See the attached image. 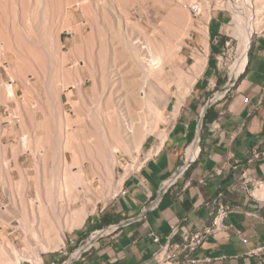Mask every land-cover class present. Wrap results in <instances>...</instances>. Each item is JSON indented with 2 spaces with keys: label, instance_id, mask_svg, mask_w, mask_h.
Segmentation results:
<instances>
[{
  "label": "bare ground",
  "instance_id": "bare-ground-1",
  "mask_svg": "<svg viewBox=\"0 0 264 264\" xmlns=\"http://www.w3.org/2000/svg\"><path fill=\"white\" fill-rule=\"evenodd\" d=\"M35 1H36V4H35L36 9H35L33 15L29 16V15H27V10H26V4H27L26 0H0V148H11V149L13 148L11 150V153L13 152V156H12L11 161L7 160L6 154L3 155L0 153L1 154L0 155V164H1V168H2L0 171V224L2 225L1 228L3 229V231L0 232V264H21L24 262H28L30 264H41L42 263V258L40 256L41 252H43V253L44 252L45 253L46 252H53V251H56L57 249H59L61 246L63 247V245H64V241H63L64 233L72 232L74 229H78V228H81L83 226L86 218L88 217L89 213L91 212V211H89L90 206H92V211H93L95 209L96 203H98L97 202L98 200L99 201L102 200L103 201L102 203H105L109 198H111V196L116 195L115 192L111 191V190L115 189V188H112L113 187L112 182H113V178H114V170H115V167H116L117 161H118L117 160V153L121 152V153L126 154L128 156V158L132 161L135 160L136 156L140 155L141 147L143 145V142L147 138V136L155 133L158 129V125L160 123L164 122L163 112H164V109L166 108V105L169 103L168 90L170 89L171 85L175 84V87H176V91H175V94H174V97L172 98V100L175 104V108L174 107L173 108L177 112V110H178L177 108L180 106L181 102L183 101L185 96L188 94L191 86L195 82L196 77L199 75V73L201 72V70L205 66V62H206V58H204L203 56L201 57V56L197 55L194 57L195 62L193 64V66L190 67V71L188 73L183 72V70L180 68L181 64L184 61L183 58L181 57V52H182L183 47L186 44L185 40H186V38H189L190 31L194 29L192 27V22H191L192 21L191 13L189 12L190 13V15H189L188 12L187 13L184 12L186 10L182 11V20L178 19L180 21V22L178 21L180 23V30L178 29L179 31L175 32L176 34L174 36H173L174 33H172V30L169 27V25H171L173 23L172 22H171V24H165L164 23L165 26H163V28L161 30H159L157 32L154 31V33H156L155 36H157L161 40L160 43H158L156 41V39H153V40L147 39V40H145L146 42L143 44V47H141V50L140 49L137 50V49H131L128 45L129 44L128 35H129V32L131 31V29H130L131 27L128 28V26L125 24H123L121 26L122 21L124 23L126 22L125 18L127 16V14L122 16V18L124 19L123 20L118 16V15H122L121 14L122 9L120 10L116 6H115V8H112V13L114 14L118 23L115 24L116 25L115 27H113L114 25L109 26V24H108L107 35L116 36V34L119 35L122 32L123 36H124V48H126V49L129 48L131 50V51H126L125 53H127V54H125V53L123 54L122 52L120 53L121 46L116 40H114L113 38H107V37L103 38L102 37L103 33L99 29L98 25L94 24V25H96V26H94L96 28V29L95 28L94 29L97 32L96 36H98L97 41L89 49L86 50L87 47H85V51L81 52V54H80L81 55L80 58L82 60H80V61L76 60L73 62V65L71 67L72 72H70V74H66V75L63 74V75H65L64 77L67 76V78H65V79L61 78L62 81L58 85V89L56 88L57 89L56 100L57 101L60 100V94L64 89L65 90L66 89H69V90L70 89H76L77 96L79 97L80 102L82 101V103L80 105L84 106L83 102H84V98H86V92L84 89V84L86 81H89V83L91 82L90 93L92 94V97H93L97 94V91L102 86L105 78H108L109 85H111L110 87H112L115 84H117L119 81H120V83H122L121 80L126 77V78H130V80H131V84H130L131 90L128 91V94L132 98L131 103H133V105L135 106L136 114L134 116L133 114L135 112H133V114L131 113L133 115L131 117V115H129V113L126 111L127 113L124 115L118 114V115H113L111 117V119L107 118V120L109 119L108 120L109 122H106L103 125L96 126V125H94V123H92L91 124V125H93L92 127L94 129H96V131L101 132V137H100L101 139H98L96 137L93 141H91V143L88 142L94 148L89 147L90 146L89 145V146H87L86 150H84L85 148L84 149L79 148L80 144H77V143H75V144L77 146L79 145L78 148L76 145H75L76 148H75V146L73 147L74 143H73V138H71V137L74 134H72V136H71V134H70L71 132L69 133V129L72 125L71 124L72 121L70 120V118H68V116H67L68 113L67 114L65 113L66 115L63 114L64 115L63 118L61 120L59 119L60 120V122H59L60 127H58V130H59L58 136H60V138H61V142L59 144L60 145L59 147H61L60 148V150H61L60 165H61V162L64 164V166H65V164H67L66 153H69L71 155V164L69 166V167H71V169H70L71 171L67 170L65 168L66 170L63 172L64 178H62L63 179L62 184H61V186H59L57 196L54 198V200H55L56 205L59 204L61 206V208L64 211V214H66L65 212H67V210L71 211L72 213L69 212V216H71V217L66 220L65 224L62 223L64 226L60 225V223H59L60 221L56 220V218L50 219L49 217L47 218L46 223H43V222L40 223V222L36 221V218L33 219L32 222H30V223H28V221H25V220H22V222L20 221L21 226L19 225V227H21L20 230L22 231V233L20 235H18L17 237H19V240L21 241V243L23 245V249L18 250L14 244L13 239L11 240L7 237L6 232H5V227L10 225L8 218L11 217L12 210H15V209L20 210L22 212L21 216H23L26 213L25 207L28 205V204L26 205V203H27V200H29L28 199V193H29V189L31 188V187H29V182L32 181V180L31 181H29V180L32 178L28 177L27 171H26L27 169L25 170L23 168V166L21 165L22 163H20V156L21 155H25V156L27 155V156H30L34 160L35 177H33V180L35 183L34 189H35L36 199H37V200H35L34 203L37 204V207L41 210V213H43L42 216L43 215L46 216L45 209L42 205V202H40V196H39L40 189L42 190V188L39 189L40 184H39L38 176H39V170L40 169L38 167V164H41V161H44L47 158L46 153H47V151L48 152L50 151L49 150L50 147L47 149V146H45L46 148H44V145L48 144V141L43 142V141H45L43 139H45L46 135L44 136V138L35 137L34 136L35 134L32 135L33 136L32 137V136H27L29 134L28 131L26 132V134L28 133L26 135L23 133L21 128L19 129L21 132H19V130L17 131V129H16L17 123H19L22 127L25 126L24 125L25 123H29L32 127H35V130H37L36 129L37 127H40V128L42 127L41 126L42 123H37L35 120L36 114L39 111L41 112V106H39V103H37L38 104L37 106L33 105L34 107L32 106L27 111H25L23 109L24 106L22 105L23 107L21 109H23L25 111L26 118H25V120H23L24 118H22V117L20 118L18 116L20 113L19 110H21L20 106H21V104H23V103H20V101H19L20 90L22 89L23 92H25L24 94H27L28 92L35 94L37 92V90H36L37 84L36 83L41 82V79H43L42 77H45V76H41L43 74L41 70H44V69H42V67L45 63L43 58H41L42 56H41V51H40V47L42 46L41 45V34L42 33L45 34V36H48V38H50L52 43H54V45L56 46L55 47L56 50H54V48H53V50L58 53V56L60 57V59L62 60L63 63H66L67 57H66V55H64V54L62 55L60 53V50H61L60 38H61L62 33H66L68 35H75V36L82 35L81 34L82 33V27H76V28L73 27V22L70 21L69 19H66L63 23H61L62 24V25L60 24L61 26L49 23L50 25L46 29L47 30L46 31L45 30L46 27L44 28V26L41 25V18H40L41 4L43 5L44 13L48 15L47 12H49L52 9L51 3H53V2H52V0H35ZM59 1L65 2V0H59ZM169 1L170 0H155V3H157L161 9H163L162 6L166 5V4H169L170 6L175 8L176 6L174 4H172V2H169ZM80 2L81 3L79 4V7L83 8V12H85L86 9L87 10L90 9V0H80ZM97 2L99 5H103L105 1L104 0H98ZM78 3H79V1H78ZM116 3L117 2L115 0V5H116ZM204 3H205L204 7L207 9L208 7L206 5V2H204ZM176 5H178V4H176ZM190 7L193 10V12L195 11L197 13L196 15L201 14L202 9H201L200 5L195 6V3L192 0H190ZM61 8H62V6H61ZM70 8H71V6H70ZM173 8H171L170 10H173ZM132 9H134V8H132ZM74 10H75V8H74ZM100 10H101V8H100ZM106 10H108V9H106ZM106 10L102 9L101 11L105 14ZM175 10L177 11V8ZM126 13H127V11H126ZM234 14H235V19H237V21H238V24L242 27V28L240 27L241 28V35L240 36L243 37L242 39H243V43H244L243 45L244 46L242 49L243 52L240 53L241 54L240 57L229 68V77H228L227 87H229L231 85V83L238 78V76L240 75V73L242 71V68L244 67V65L246 63L247 51H248L249 44L252 40L254 32L255 31L256 32L257 31H260V32L264 31V0H241V3H238L235 5ZM88 15H90V14H88ZM178 15H180V14L178 13ZM90 16H92V15H90ZM90 16H89V18H90ZM127 17H129V16H127ZM70 19L72 20V18H70ZM50 20H51V18H50ZM56 20H55V22H57ZM85 20H86V18H85ZM91 20H92V17H91ZM15 21H18L23 26L22 31H18L19 29L18 30L16 29L15 26L18 23L16 24ZM170 21H173V20H170ZM103 22L104 21H102V23ZM82 25H84V24H82ZM128 25H130V24H128ZM57 26H59V27H57ZM105 26H104V28H106ZM172 26H175V25H172ZM128 29H130V31H128ZM175 29H177V28H175ZM199 32L201 35H203V37L205 36V38H207V33H208L207 27H201ZM19 35H21L20 38H19ZM130 36L134 37L133 35H130ZM82 38L83 37H81V39ZM93 38L94 37H92L91 40ZM116 38H117V36H116ZM20 39L23 40V44H22V42H20ZM121 39H123V38H121ZM12 40H13V45L11 44ZM51 41H49V42H51ZM86 41H88V39ZM93 41H94V39H93ZM135 45H136V43H135ZM241 46H242V44H241ZM81 49H82V47H81ZM73 51L75 52V49ZM77 51L79 52V49ZM10 54H13L15 57L13 61L10 58ZM77 59H78V57H77ZM13 63H14V65H16V67L14 66L15 68H13V66H12ZM49 72H51V71H49ZM84 74H86V75H84ZM5 76H7L8 81H5ZM29 76H30V78H29ZM85 76H87V78H85ZM17 79L20 80V85H18V84L14 85L13 84V80H17ZM31 79H34L35 82L31 83ZM123 80H125V79H123ZM52 82L53 81H51V83ZM121 87H122V85H121ZM126 87H128V86L126 85ZM114 88H111V90ZM28 97H30L29 94H28ZM67 97H68V101H69V99L71 98V93H68ZM25 99L27 100V98H25ZM106 101H107V99H106ZM108 101H107V104L109 103ZM11 104L16 105L15 109H12L10 107ZM72 104H75V103L72 102ZM105 104L106 103H104V105ZM26 106H25V108H26ZM93 106H94V104H93ZM118 106H117V109H119ZM107 108H110V107L107 106ZM33 109H34V111H33ZM131 109H132V107H131ZM46 110H47V108H46ZM55 110H56V108H55ZM2 111H4L3 114H2ZM112 111H114V110H112ZM49 113H50V111L48 110L47 114H49ZM13 117H19L20 120L16 121V123H13L14 122ZM103 117H105V116H102V118ZM84 118H86V117H84ZM103 119H105V118H103ZM82 120H84V119L82 118ZM45 121H46V119H45ZM45 121H44V126L46 124ZM52 121H51V123H52ZM87 121H89V119ZM100 121H102V120L100 119ZM5 125H9V126L7 127ZM73 125H74V123H73ZM76 125H78V122L76 123ZM78 127H79V125H78ZM44 128H45V134H46L47 127H44ZM44 128L42 127V129H44ZM23 129H25V128L23 127ZM48 129H47V131H48ZM52 130L54 131V129H52ZM77 130L80 131V128L79 129L77 128ZM75 131H74V133H75ZM34 132L35 131H33V133ZM48 134H49V132H48ZM49 136L51 137L52 135H49ZM77 136L78 135H76V137ZM86 136H87V133H86ZM11 137L13 139L12 141H11ZM47 138L48 137H46V139ZM159 138H161V140H163L164 135L161 134L159 136ZM51 139L52 138H49L50 141H51ZM85 143H86V141H85ZM88 143H86V144L88 145ZM160 143H161V141H160ZM57 144H58V142H57ZM51 145L52 144H50V146ZM100 146H105L107 148H98ZM41 147H43V148L40 149ZM55 150H57V149L55 148ZM56 153H57V151H56ZM50 154L52 155V152ZM95 158H97L98 159L97 161L100 162V164H99L100 168L96 164ZM27 159H28V157H27ZM29 160H31V159H29ZM85 163L94 164L93 165V168H94L93 171L92 170H91L92 172L90 171L91 173H93V177L91 179H88V177H87L88 173H86V171H85V167H84ZM45 164H46V162H45ZM73 169L75 170L74 172L72 171ZM90 169H92V168H90ZM42 171H44L43 168H42ZM13 172L17 175L19 180L22 182L21 188L18 186L19 187L18 189H20V191H19V193L16 192V193H18V195L16 194L15 196L12 195L13 193H11V191H13L14 189H17L15 187V185H13L14 186L13 190L10 189V185H11L12 180H13ZM123 179L124 178L121 179V182L119 184L120 187H121ZM51 180H53V178ZM51 180L49 182H52ZM60 180H61V178H60ZM95 181H97L100 184V189L98 190V192L95 191ZM15 184L17 185V183H15ZM18 185H19V183H18ZM32 185H34V184H32ZM48 186H50V189H52L51 188L52 185L50 183ZM46 187H47V185L45 186V188ZM44 190H46V189H44ZM46 191H47V193H49L48 192L49 187H48V190H46ZM46 191H44V192H46ZM33 194H32V196H33ZM45 195L46 194H44V196ZM95 196L98 198V200H96V201L94 200ZM254 196L256 198H259V199H264V184H262L260 188H257L254 191ZM4 198L8 199V201H9V203L7 205L2 203ZM50 198L51 197L49 195V200H50ZM6 199H5V201H6ZM14 199H17L18 203H16L14 201ZM31 204H33V203H31ZM48 206L49 205H47V207ZM31 211L33 213V208H31ZM50 211H51V209L49 210V212ZM61 211L59 208L60 213H61ZM29 212H30V210H29ZM51 212H54V211H51ZM64 214H61L62 218H63ZM66 215L68 217V214H66ZM38 216H39V214H38ZM51 217H52V215H51ZM64 217H65V215H64ZM41 219H43V218H41ZM13 220H15V219H13ZM62 222H64V221H62ZM16 227H15V229H16ZM9 228H10V226H9ZM16 230H18V229H16ZM12 235H15V234H12ZM19 249H21V248H19ZM76 256H77V252L75 253V257Z\"/></svg>",
  "mask_w": 264,
  "mask_h": 264
},
{
  "label": "crops",
  "instance_id": "crops-1",
  "mask_svg": "<svg viewBox=\"0 0 264 264\" xmlns=\"http://www.w3.org/2000/svg\"><path fill=\"white\" fill-rule=\"evenodd\" d=\"M220 28L217 19L208 22L209 52H218L221 46L222 39L217 41ZM209 52L177 112L172 99L166 105L167 123L160 130L163 140L157 131L147 136L140 153L149 156L147 161L124 177L112 208L90 220L91 226L80 228L76 244H82L95 229L118 225V230L69 264H147L158 250L151 234L164 243L171 226L177 225L179 235L170 239V245L181 243L184 236L210 225L215 213L212 202L217 198L237 211L192 258L197 264L257 261L247 254L264 247V199L256 198L253 191L256 182L264 183V159L251 160L252 152L264 150V37L250 42L246 63L226 95L227 82L216 73ZM218 170L220 174L215 173ZM242 172H246L245 181ZM252 191L256 199L250 196ZM111 220L115 221L106 223ZM99 235H92L88 245ZM46 264H56L55 258Z\"/></svg>",
  "mask_w": 264,
  "mask_h": 264
},
{
  "label": "rangeland",
  "instance_id": "rangeland-1",
  "mask_svg": "<svg viewBox=\"0 0 264 264\" xmlns=\"http://www.w3.org/2000/svg\"><path fill=\"white\" fill-rule=\"evenodd\" d=\"M78 1H79V3H78ZM97 1L98 0H90V9L89 10L86 9L85 12H83V8L82 7H79V4L81 3L80 0H68V1L65 0V2H61L59 0H54V1L52 0V2H53V3H51L52 4L51 5L52 6V9L49 12H47L48 15L44 13V11H43V5L41 4V11H40L41 25L44 26V28L46 27L45 30L49 27L50 24H54V25L61 26L62 25L61 23H63L66 19H69L70 21L73 22V27H75V28L76 27H82V33H81L82 35L75 36V35H68L66 33H62L61 38H60V41H61L60 42L61 43L60 53L62 55L63 54L66 55V57H67L66 58L67 59L66 63H63L62 60L60 59V57L58 56V53L56 51H54V50H56V48H55L56 46L54 45V43H52V41L50 40V38H48V36H45V34L42 33L41 34V45H42L41 47L42 48L40 47V51H41V56H42L41 58H43V60H44L45 63L43 65V67H42V69H44V70H41L42 73H43L41 76H45V77H42L43 79H41V82L36 83L37 84V87H36L37 92L35 94L34 93H31V92H28L27 94H24L25 92H23V90L20 88L21 90H20V94H19V97H20L19 101H20V103H23V104H21L20 109L24 106L23 109L25 111H27L33 105L34 106H37L38 105L37 103H39V106H41V112L39 111L36 114V116H35L36 119L35 120H36L37 123H42L41 126L43 128L44 127H47V129L48 128L49 129H48V131L46 129V134H45V128L42 129V127L41 128L40 127H37L36 128L37 130H35V127H32L29 123H25L24 124L25 126H23V127L25 129H23V127L19 123H17L16 124V126H17L16 129L18 131L21 128V130L23 131L24 134H26V132L28 131V133L30 135L27 133L28 134V135L26 134L27 136H32V135L35 134L34 135L35 137L44 138V136L46 135L45 136V139H43L45 141H43V142L48 141V144L50 143L52 145L50 146V144L49 145L46 144V145H44V148H46L45 146H47V149L50 147L49 148V150H50L49 152L50 153L52 152V155L47 151V153H46V157L47 158L44 161H41V164L42 165L41 164H38V167L40 169L39 170V176H38V178H39L38 180H39V184H40L39 185V189L42 188V190L40 189L39 196H40V202H42V205H43V207L45 209V212H46V216L43 215L46 219L42 216L43 213H41V210L37 207V204L34 203L35 200H37L36 199L35 189H34L35 183H34V180H33V177H35L34 160L30 156H27V155L26 156L25 155H21L20 156V163H22L21 165L23 166V168L25 170L27 169L26 171H27L28 177L29 178H32L29 181L32 180L33 182L32 181L29 182V187H31V188L29 189V193H28V199L29 200H27V203H26V205L28 204L27 205L28 207L25 205L26 206L25 207L26 213L25 214L23 213L24 215L21 216L22 215V212L20 210H18V209L12 210L11 217L8 218V220L10 222V225H9L10 228H9V226H6L5 227V232H6L7 237L9 239H11V240L13 239L14 244L17 247L18 250H22L23 249V245H22L21 241L19 240V237H17L18 235H20L22 233V231L20 230L21 227H19V225L21 226L22 220L28 221V223H30V222H32L33 219L36 218V221H38L40 223L41 222L46 223L47 222V218L49 217L50 219H55L56 218V220H59L60 221L59 222L60 225L64 226L63 224H65L66 220L71 217V216H69V212L70 213H72V212L67 210V212H65L66 214H68V217H67V215L64 214V211L61 208V206L59 204L56 205L55 204V200H54V198L57 196L59 186H61V184H62V180H63L62 178H64L63 177V172L66 169L67 170H70L71 169V167H69L70 164H71V155L69 153H66L67 164H65V166H64V164L61 162V165H60V153H61L60 148L61 147H59L60 146L59 144L61 142V138H60V136H58V134H59L58 127H60L59 126L60 125L59 122L63 118V116H64L63 114H65V113L67 114L68 113V115H67L68 118H70V120L72 122L74 121L73 122L74 125L70 121L71 124H72L71 125L72 128L70 127V129H69V133L71 132L70 133L71 136H72V134H74L71 137V138H73V143H74L73 147L76 145L75 143H77V144H80V147L79 148H81V149H84L85 148L84 150H86L87 149V146H89V145H90L89 147L94 148V147L91 146L90 143L96 137L98 139H101L100 138L101 137V132L100 131L99 132L96 131V129H94L92 127L93 126V125H91L92 123H94V125H96V126H100V125H103L106 122H109L108 121L109 119L107 120V118H110L111 119V117L113 115H118V114H123L124 115V114H126L128 112L129 115H131V117H132L133 115L135 116V114H136L135 106L133 105V103H131L132 98L128 94V91L131 90V87H130L131 86L130 85L131 84V80H130V78H126V77L123 78L125 80H123V79H122L123 81L121 80V82L123 84L120 83V81H119L117 84H115L112 87H110L111 85H109L108 78H105L104 81H103V84L101 86L102 88L100 87L99 88L100 90L98 89L97 94L95 96H93V97H92V94L90 93L91 82L89 83V81H86L85 84H84V89H85V92H86V98H84V102H83V105L84 106L80 105L82 103V101L80 102V99H79V97L77 96V93H76L77 92L76 89H70V90L69 89H66V90L64 89L61 92V94H60V100L59 101L56 100V93H57L56 91L58 89V85L62 81L61 78H63V79L67 78V76L66 77H64V76L66 74H70V72H72L71 71L72 70L71 67H72L74 61H76V60H79V61L82 60L80 58L81 57L80 54H81V52L85 51V47H87L86 48V50H87L92 45H94L95 42L97 41V37L98 36H96L97 35L96 34L97 32L95 31L96 28L94 27L96 25H94V24H97L98 25L99 29L103 33L102 34L103 35L102 36L103 38H106V37L107 38H113L114 40H116L120 44V46H121L120 53L122 52L124 54L126 51H131L129 48H127V49L124 48V36H123V33L122 32L119 35L116 34L117 38L121 42L116 38V36H109V35H107L108 24H109V26H113L114 25L113 27H115L116 26L115 24L118 23L117 19L115 18L114 14L112 13V8H115V6H116L118 9H120V10L122 9L121 10V14L122 15H118L121 19H123L122 16L125 15V14H127V16H129V17L126 16V18H125L126 22L125 23L123 21L121 22V26L123 24H125V25L128 26V28L131 27L130 28L131 31H130V29H128V31H130L129 32V35H128V37H129L128 38L129 39V44L128 45H129V47L131 49H137V50H139V49L141 50V47H143V44L146 42L145 40H147V39H152V40L153 39H156V41L158 43H160L161 40L157 36H155L156 33H154V31L157 32V31L161 30L163 28V26H165L164 23L165 24H171V22L173 23V24L169 25V27L172 30V33H174L173 34V36H174L176 34L175 32H178L180 30V23H179L180 21L178 19L182 20V11L183 10H186L184 12H186V13L187 12L188 13L190 12L191 13V19H192V21H191L192 22V27L194 29L190 31L189 38H186V40H185V43L186 44L183 47L182 52H181V57L183 58L184 61L181 64L180 68L185 73H188L189 72V68H190V66L193 63V55L205 56L209 52L208 51L209 50L208 39L205 38V36L203 37V35H201L199 31H200V28L201 27H207L208 26V22L211 19H213V18L217 19L218 22H219V24L221 25V28H220V32L218 34L217 41L220 38L222 39V41L219 43L221 46L219 47L218 52H215V53H212L211 51L209 52V60H211L213 62V64H215V66H216V73L219 74V77L222 78V79H224L225 82L228 81L229 68H230V66L240 57V55H241L240 53L243 52V50H242L243 49V46H244L243 45L244 44L243 43V39H242L243 37L240 36L241 35V28L242 27L238 24V21H237V19H235V14H234V7H235V5L238 4V3H241V0H238L239 2L237 0H192L195 3V6H199L200 5V7L202 9V12H201L200 15H196L197 13L195 11L193 12V10L190 7V0H170L169 2H172V4H174L176 7L174 6L175 8H173L169 4H166V5H163L162 6L163 9H161L159 7V5L157 3H155V0H121V1L120 0H116V2H117L116 5H115V0H109V1L108 0H104L105 2H104L103 5H99ZM204 2H206V5L208 7L207 9L204 7V4H205ZM26 3H27L26 4L27 15L32 16L33 13H34V11H35V9H36V5H35L36 4V1L35 0H26ZM176 4H178V5H176ZM61 6H62V8H61ZM70 6H71V8H70ZM169 6L171 8H173L174 11L173 10H170L171 8ZM74 8H75V10H74ZM100 8H101V10L102 9L103 10L108 9V10H106L105 11V14H104L100 10ZM132 8H134V9H132ZM176 8H177V11L175 10ZM126 11H127V13H126ZM178 13L180 15H178ZM190 13H189V15H190ZM88 14H90L92 16H90ZM89 16H90V18H89ZM49 17L51 18V20H50ZM91 17H92V20H91ZM70 18H72V20ZM85 18H86V20H85ZM169 19L170 20H173V21H170ZM55 20L57 22H55ZM101 20L104 21V22L102 23ZM15 22H16V24L18 23L15 26L16 29L17 30L19 29L18 31H22L23 30V26L18 21H15ZM82 24H84V25H82ZM128 24H130V25H128ZM172 25H175L176 27L175 26H172ZM59 26H57V27H59ZM104 26L106 28H104ZM175 28H177V29H175ZM257 32L256 31L254 32L252 39L255 38L256 36H263L264 37V31H261V32L260 31H257ZM130 35H133L134 37H132ZM209 35H210V33L208 32L207 33V36H209ZM20 36L21 35H19V38H20ZM81 37H83V38L81 39ZM92 37H94L93 38L94 41H93V39L91 40ZM121 38H123V39H121ZM87 39H88V41H86ZM49 41H51V42H49ZM20 42H22V44H23V40L22 39H20ZM135 43H136V45H135ZM11 44L13 45V40H12ZM210 44H211V41H210ZM241 44H242V46H241ZM81 47H82V49H81ZM53 48H54V50H53ZM74 49H75V52L76 53L73 51ZM78 49H79V52L80 53L77 51ZM203 51L205 52V54L204 55H201V54H203ZM125 54H127V53H125ZM77 57H78V59H77ZM10 58L13 61L15 57H14L13 54H10ZM12 66H13V68L16 67V65H14V63L12 64ZM49 71H51V72H49ZM63 74H65V75H63ZM84 75H86V74H84ZM29 78H30V76H29ZM85 78H87V76H85ZM18 80L19 79L13 80V84L14 85H17V84L20 85V80L19 81ZM5 81H8L7 76H5ZM51 81H53V82L51 83ZM33 82H35V80L34 79H31V83H33ZM121 85H122V87H121ZM126 85L128 87H126ZM111 88H114V89L111 90ZM175 91H176L175 84H172L171 87H170V89L168 90V99L169 100H171L174 97ZM68 93H71V98L69 99V101H68V97H67ZM28 94H29L30 97H28ZM25 98H27V100ZM106 99H107V101L109 100L108 101L109 102L108 103L109 105L107 104ZM72 102L75 103V104H72ZM104 103H106L105 104L106 106L104 105ZM93 104H94V106H93ZM25 106H26L27 109L25 108ZM107 106L110 107V108H107ZM117 106H118L119 109H117ZM10 107L12 109H15L16 105L15 104H11ZM131 107H132V109H131ZM46 108H47V110H46ZM55 108H56V110H55ZM84 108L85 109L87 108V109L85 110ZM23 109L19 110L20 113H19L18 116L20 118L21 117L24 118L23 120H25L26 113H25V111ZM111 109L114 110V111H112ZM48 110L50 111L51 114L50 113L47 114L48 113ZM33 111H34V109H33ZM133 112H135V113L133 114ZM170 112H171V110H170ZM173 112L174 111H172V113ZM3 113H4V111H2V114ZM163 115H164V122L163 123H160L158 125V129H157L158 134H163V133H160V130H162L164 127H166V126L161 125V124L167 123V120L165 119V117L167 116V113L164 114V112H163ZM102 116H105V117H103L105 119H103ZM19 117H13L14 118V119L12 118L13 121H14L13 123H16V121H19L20 120ZM84 117H86V118H84ZM82 118L84 120H82ZM99 118L102 121H100ZM45 119H46V121H45ZM86 119L87 120L89 119V121H87ZM44 121L46 123L45 126H44ZM51 121H52L53 124L51 123ZM76 121L78 122L79 127H78V125H76V123H77ZM5 126L8 127L9 125H5ZM51 128L54 129V131ZM77 128L78 129L80 128V131L77 130ZM33 131H35V132L33 133ZM74 131H75V133H74ZM19 132H21V131L19 130ZM48 132H49V134H48ZM86 133H87V136H86ZM49 135H52V136L50 137ZM76 135H78V136L76 137ZM46 137H48L47 138L48 140L46 139ZM49 138H52L51 141L49 140ZM12 140L13 139L11 137V141ZM85 141H86V143H88V142H90V143H88V145H87L85 143ZM57 142H58V144H57ZM76 146H75V148H76ZM78 146H77V148H78ZM42 148L43 147H41L40 149H42ZM55 148L57 150H55ZM98 148H107V147L100 146ZM12 149L11 148H0V153L3 154V155L6 154L7 160L8 161H11L12 156H13V152L11 153V150ZM56 151H57V153H56ZM27 157H28V159H27ZM29 159H31L32 161L29 160ZM97 160L98 159L95 158V162L98 165V167L100 168V165H99L100 162L97 161ZM117 160L118 161H117V165H116L115 170H114V178H113V182H112V186H113L112 188H115V189L114 190L113 189L111 190V191H114L116 195H117V193L119 192V189H120V185L119 184L121 182V179L124 178L125 175H126V173H127L126 170H124V166L128 162L129 158H128V156L126 154L120 152V153H117ZM45 162H46V164H45ZM91 164L92 163H88V164L85 163L84 164L85 171H86V173H88L87 174L88 179H91L93 177V173H91V172L94 169L93 168V165L94 164H92V165ZM42 168H43L44 171H42ZM90 168H92V169H90ZM1 169L2 168H1V164H0V171H1ZM72 171L74 172L75 170L73 169ZM52 178H53V180H51ZM60 178H61V180H60ZM50 180L52 182H49ZM12 183L10 185V189L11 190L14 189V186L13 185H15V187L17 189H14L13 191H11V193H13L12 195H14V196L16 194L18 195V193L20 191V189H18V188L19 187L21 188L22 182L19 180V178L17 177V175L14 172H13V180H12ZM15 183H17V185ZM18 183H19V185H18ZM31 183L34 184V185H32ZM49 183L52 185L51 186L52 189H50V186H48ZM46 185H47V187L45 188ZM48 187H49V191H48L49 193H47V191H46V190H48ZM44 189H46V190H44ZM99 189H100V184L97 181H95V191L98 192ZM44 191H46V192H44ZM16 192H18V193H16ZM32 194H33V196H32ZM44 194H46V195L44 196ZM49 195L51 197L50 200H49ZM115 196H111V198H109L105 203H102L103 202L102 200L99 201L98 198L95 196L94 200L95 201L98 200L97 201L98 203H96L95 209L93 210L94 212L92 211V206L89 207V211H91V212L89 213V215L86 218V220H85V222H84L83 225L86 224L85 226H91L88 223L90 220H95L97 218V216H100L101 215L102 211L104 212V211H106L108 209H111L112 208L111 206H112V203L114 202ZM5 199L6 198L3 199V202L2 203L7 205L9 203V201H8V199H6V201H5ZM14 201L16 203H18L17 199H14ZM31 203H33V204H31ZM47 205H49V206L47 207ZM58 207L60 208V211L62 210L61 213L59 212V208ZM31 208H33V213L31 211ZM48 209L49 210L51 209V211H54V212H51V211L49 212ZM29 210H30V212H29ZM38 214H39V216H38ZM61 214H64L65 217L63 215V218H62V215ZM51 215H52V217H51ZM41 218H43V219H41ZM13 219H15V220H13ZM62 221H64V222H62ZM1 227H2V225L0 224V229H1L0 232L3 231V229ZM15 227L18 230H16ZM79 230H80V228L74 229L72 232H66V233H64V235H63V241H64V245L65 246L63 245V247L61 246L59 249H57L56 251H53V252H46V253L45 252L44 253L41 252L40 253V256L42 258V263L41 264H46V262L49 261L50 258H55L56 264H60V263L62 264L63 262L67 261L68 258H69V256L75 250H77L80 247V245H81V244L80 245L76 244V236H77V233H78ZM95 230H101V229H95ZM12 234H15V235H12ZM87 237H89V235ZM19 248H21V249H19ZM64 253H66V255H64ZM21 264H30V263L24 262V263H21Z\"/></svg>",
  "mask_w": 264,
  "mask_h": 264
},
{
  "label": "built area",
  "instance_id": "built-area-1",
  "mask_svg": "<svg viewBox=\"0 0 264 264\" xmlns=\"http://www.w3.org/2000/svg\"><path fill=\"white\" fill-rule=\"evenodd\" d=\"M228 82V81H227ZM234 86V81L231 83L229 87H227V83L224 87V94H228ZM215 98L210 100V104L214 103ZM149 156H136L135 160H128V162L124 166V170H126V176L133 174L141 169L143 164L147 161ZM264 159V150L255 151L251 154V160H261ZM184 166L179 169V172L183 171ZM216 174H220L221 171L218 170L215 172ZM241 179L245 181L246 172H242L240 174ZM263 182H256L254 189L260 188ZM168 186V183L163 186ZM253 191L250 193V196L256 199L253 196ZM212 205L215 206V213L212 215L211 223L209 226L196 230L195 232L188 234L182 238V242L176 245H170V239L179 235L180 228L177 225L171 226V230L169 235L166 237V241L161 243L160 237L156 234H151L152 241L154 244L158 245V250L152 260H150L147 264H197L199 261H196L192 258L193 253L202 245V243L208 238L217 235L224 229V220L232 213L237 211L236 207L227 205L223 203L220 198H217L212 202ZM118 230V225H110L101 230H95L89 234L80 247L75 250L68 258L67 261L62 264H69L70 259H79L81 255L88 251L92 246L97 243L100 239L105 237L107 234L115 233ZM99 233L100 235L95 239L93 243L88 245L91 242L92 235ZM77 256L75 257V253ZM66 255V253H64ZM247 257L249 258H257V261L253 264H264V247L252 250L248 252ZM210 260H204V262H209Z\"/></svg>",
  "mask_w": 264,
  "mask_h": 264
},
{
  "label": "trees",
  "instance_id": "trees-1",
  "mask_svg": "<svg viewBox=\"0 0 264 264\" xmlns=\"http://www.w3.org/2000/svg\"><path fill=\"white\" fill-rule=\"evenodd\" d=\"M205 120H206V116H205ZM113 221H115V220L107 221L106 223L109 224V223H111V222H113ZM106 223H105V224H106Z\"/></svg>",
  "mask_w": 264,
  "mask_h": 264
}]
</instances>
